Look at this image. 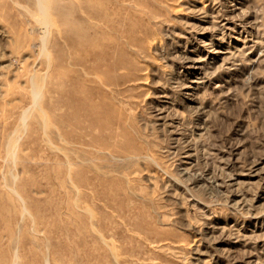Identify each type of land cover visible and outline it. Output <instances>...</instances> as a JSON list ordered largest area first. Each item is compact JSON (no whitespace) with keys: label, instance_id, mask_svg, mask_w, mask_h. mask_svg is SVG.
I'll return each instance as SVG.
<instances>
[{"label":"rangeland","instance_id":"obj_1","mask_svg":"<svg viewBox=\"0 0 264 264\" xmlns=\"http://www.w3.org/2000/svg\"><path fill=\"white\" fill-rule=\"evenodd\" d=\"M0 264H264V0H0Z\"/></svg>","mask_w":264,"mask_h":264}]
</instances>
